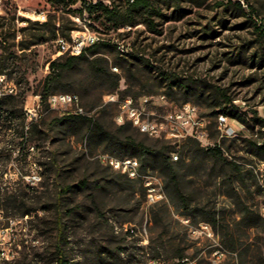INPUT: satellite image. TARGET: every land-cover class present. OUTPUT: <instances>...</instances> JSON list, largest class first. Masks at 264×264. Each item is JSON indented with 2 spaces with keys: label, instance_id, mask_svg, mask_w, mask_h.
Returning a JSON list of instances; mask_svg holds the SVG:
<instances>
[{
  "label": "rangeland",
  "instance_id": "374dc122",
  "mask_svg": "<svg viewBox=\"0 0 264 264\" xmlns=\"http://www.w3.org/2000/svg\"><path fill=\"white\" fill-rule=\"evenodd\" d=\"M115 4L132 7L126 0ZM80 7L7 0L0 15V74L16 87L12 96H21L26 82L31 87L25 138L23 100L15 109L0 104V256L6 264H57L56 218L62 212L71 225L69 264H109L100 253L119 247L123 264H176L180 252L185 264H257L264 257V61L254 64L251 57L264 55V37L251 20L264 25V0H149L148 8L134 13L135 24L120 26L96 21L100 11L81 17ZM35 9L48 14V26L28 17ZM71 27L96 32L115 46L89 53L55 82L54 94H77L101 133L117 143L131 137L154 153L169 145L172 172L155 155L138 178L114 169L98 156L133 155L87 135L77 119L57 120L62 111L41 102L50 62L63 57L55 40ZM43 33L51 38L38 42ZM219 89L234 106L216 105ZM109 95L137 103L149 97L146 108L156 114L192 103L207 134L196 142L150 136L129 121L119 123V101ZM224 109L237 116H226ZM221 116L230 121L228 133ZM216 146L221 155L212 152ZM147 176L162 186L164 197L157 202L148 199ZM201 223L211 225L212 237L191 233ZM216 250L223 254L214 255Z\"/></svg>",
  "mask_w": 264,
  "mask_h": 264
},
{
  "label": "trees",
  "instance_id": "16d2710c",
  "mask_svg": "<svg viewBox=\"0 0 264 264\" xmlns=\"http://www.w3.org/2000/svg\"><path fill=\"white\" fill-rule=\"evenodd\" d=\"M57 1L60 5L66 4V5H74L77 4L78 2L80 3V8L76 10V13H78L81 17L84 14V11L89 12L90 14H93L95 11H100V16L97 17L96 21H101V18H106L107 21H110L113 23L114 26H120V25H125V24H135V16L134 13L137 11H140L142 9L148 8L149 0H134L133 3L128 1L129 4H131L132 7L128 9H122L120 8L119 5L115 4V0H110L112 3L111 5H107L103 0H99L97 3H88L85 0H55ZM229 3L232 4V0H229ZM234 6H236L240 12L244 13L245 9L243 5L241 4L240 1H235L233 3ZM50 21H46L44 23H41L43 26H48ZM252 25L254 26L256 30V34L259 37H264V25L256 23L254 20H251ZM147 24L152 27L153 21L150 20L147 22ZM154 27V26H153ZM75 30L74 27L69 28L68 33L66 34L67 37L71 35V32ZM57 32L55 31L52 35V37H56ZM51 37H48L46 33H43L37 40L38 42L46 41ZM37 43V42H36ZM35 44V43H32ZM110 46H115V44H112L108 41L101 40L97 42L96 44H93L89 47H87L86 51L82 53L81 55L78 56H67L63 55V57H59L57 59H54L53 61L50 62V72L49 74L45 77L43 84H42V89L39 91V94L41 96V102L42 103H49V98L51 95H54L55 93V88L54 84L55 82L61 80L63 75L68 72L73 70L78 63L81 61L87 59L88 54L90 53L91 55H96L101 52V50L105 47H110ZM243 53L245 51L241 49L239 53L237 54V57L241 58L243 57ZM264 55L258 56V55H253L251 59L253 60L254 64L257 62V59H260L264 61ZM117 84V83H116ZM115 84V85H116ZM175 86H180L182 88V84L179 82L173 83ZM172 87V86H171ZM31 92V87L29 86V83L26 82L25 85H23V94L21 96H7L4 97L1 101L0 104L2 105H9L11 106L12 109H15L17 107V101L23 100V132L21 133V136L25 138L26 136V116H25V111H24V104L25 100L27 98V95ZM38 94V93H35ZM57 94V93H56ZM19 99V100H18ZM214 99L217 100V106H221V104H230L231 106L233 105V99L230 98L225 92L221 91L220 89L218 90V93L214 96ZM222 103H219L221 101ZM226 116H237L236 114L232 113V111L228 110H223L222 111ZM222 113V114H223ZM229 117V116H228ZM64 119H77L81 121V124L83 125L84 128L87 130V135H91V137L94 136H99L100 138H105L109 140L110 142H113L115 145H118L119 147L123 148L126 153L125 154H131L133 156H123V157H134L137 156L140 160V167L141 169H146L148 167V161L151 157L154 155L160 160V163L162 164L163 167L167 168L172 172V166H173V160L171 159V156L169 155L170 152V146L169 145H164L160 147L155 153L152 152V146L146 145L145 143L141 141H136L135 139H132L131 137H127L125 141H120L117 143L116 140H112V137H107L105 136V133L102 132V126L101 124L96 121L93 117L85 116V115H62L57 118V120H64ZM123 129L126 128V126L123 125ZM37 129V125L35 126H30L28 130L30 132H34ZM102 138V139H103ZM187 141L189 142H196V139L193 138H188ZM213 153L216 154H222V150L220 146H216L214 148H211ZM26 173H23V175ZM83 184H85L84 180L82 181ZM70 188V186H65V190L67 191ZM30 211H25L24 214H29ZM74 213V210H68L67 214L71 215ZM70 223L64 220V215L62 212L57 216L56 218V244H55V257H56V263L57 264H69L68 261V252H67V246L71 244L72 240V235L70 234ZM75 243H77L75 241ZM123 248L119 247L113 251L106 252L102 251L100 253V256H102L103 263H109V264H123L125 263V260L123 258ZM177 263L183 262L185 264V257L182 252H180L177 255ZM9 261L6 259L2 258L0 256V264H6ZM176 263V264H177ZM257 264H264V257L261 258V260Z\"/></svg>",
  "mask_w": 264,
  "mask_h": 264
},
{
  "label": "built area",
  "instance_id": "2783aa9c",
  "mask_svg": "<svg viewBox=\"0 0 264 264\" xmlns=\"http://www.w3.org/2000/svg\"><path fill=\"white\" fill-rule=\"evenodd\" d=\"M88 3H97L99 0H85ZM104 1V0H103ZM131 3L134 0H130ZM7 0H0V15L4 14ZM28 17L37 22H46L48 14L44 10H32ZM104 40L96 32L88 29H75L69 37L59 35L56 40L58 55L78 56L84 53L87 47ZM118 48L121 52H126L127 48L120 43ZM6 84L3 89L1 85ZM16 87L8 84L4 75L0 74V96H12L16 94ZM110 101H119L115 95H109ZM150 98L145 97L140 103H137L132 97H126L119 101L120 112L116 116L119 123L129 121L140 131L150 136H165L176 141L182 139L193 138L203 140L206 136L204 119L199 116L197 107L192 103H184L179 108L166 112L164 114H156L149 112L146 106L149 104ZM49 104L52 108L59 109L63 115H85L90 114L82 106L80 98L73 93H57L51 95ZM31 112V111H30ZM36 117V113L34 114ZM219 124L224 132L228 133L231 129L230 121L226 118H219ZM101 162H107L111 167L127 168V175L131 178L140 176V162L134 158L112 157L109 154H100L98 156ZM178 159V155L173 156ZM145 186L148 192L150 202H157L164 197V192L159 181L153 176H147ZM190 231L193 235L213 236V230L209 223H201L199 226H191ZM223 254L220 250H216L214 255ZM177 264H183L179 262Z\"/></svg>",
  "mask_w": 264,
  "mask_h": 264
},
{
  "label": "bare ground",
  "instance_id": "6f19581e",
  "mask_svg": "<svg viewBox=\"0 0 264 264\" xmlns=\"http://www.w3.org/2000/svg\"><path fill=\"white\" fill-rule=\"evenodd\" d=\"M221 118H226V117L221 116ZM112 157H115V156H112ZM126 158H134V157H126ZM104 163H107V162H104ZM115 169L121 170V171H123V172H125L127 174V168H115Z\"/></svg>",
  "mask_w": 264,
  "mask_h": 264
}]
</instances>
